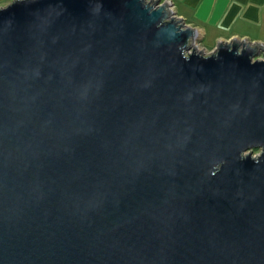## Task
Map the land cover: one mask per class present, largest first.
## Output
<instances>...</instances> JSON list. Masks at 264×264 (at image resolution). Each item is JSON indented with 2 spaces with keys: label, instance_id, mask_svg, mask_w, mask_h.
<instances>
[{
  "label": "water",
  "instance_id": "95a60500",
  "mask_svg": "<svg viewBox=\"0 0 264 264\" xmlns=\"http://www.w3.org/2000/svg\"><path fill=\"white\" fill-rule=\"evenodd\" d=\"M173 7L0 8V264H264V44Z\"/></svg>",
  "mask_w": 264,
  "mask_h": 264
},
{
  "label": "crops",
  "instance_id": "0c3cea01",
  "mask_svg": "<svg viewBox=\"0 0 264 264\" xmlns=\"http://www.w3.org/2000/svg\"><path fill=\"white\" fill-rule=\"evenodd\" d=\"M14 0H0V8ZM177 15L199 32L202 49L212 52L233 39L264 44V0H168Z\"/></svg>",
  "mask_w": 264,
  "mask_h": 264
},
{
  "label": "rangeland",
  "instance_id": "374dc122",
  "mask_svg": "<svg viewBox=\"0 0 264 264\" xmlns=\"http://www.w3.org/2000/svg\"><path fill=\"white\" fill-rule=\"evenodd\" d=\"M259 154H260V152L258 153L257 151H254V153H253L254 156H258Z\"/></svg>",
  "mask_w": 264,
  "mask_h": 264
},
{
  "label": "flooded vegetation",
  "instance_id": "af4514ba",
  "mask_svg": "<svg viewBox=\"0 0 264 264\" xmlns=\"http://www.w3.org/2000/svg\"><path fill=\"white\" fill-rule=\"evenodd\" d=\"M258 153L260 152V150L259 151H257Z\"/></svg>",
  "mask_w": 264,
  "mask_h": 264
}]
</instances>
